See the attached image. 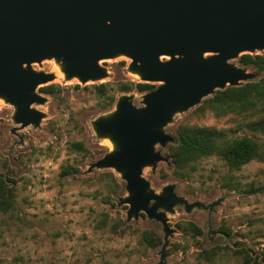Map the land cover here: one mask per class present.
Listing matches in <instances>:
<instances>
[{
	"label": "rangeland",
	"instance_id": "374dc122",
	"mask_svg": "<svg viewBox=\"0 0 264 264\" xmlns=\"http://www.w3.org/2000/svg\"><path fill=\"white\" fill-rule=\"evenodd\" d=\"M255 53L264 54V50ZM130 62L124 55L103 59L100 63L108 76L86 83L67 79L55 59L33 63L35 70L55 75L37 88L45 98L44 103L32 105L44 113L38 126L21 127L14 120L15 106L0 97V175L7 181V196L14 204L10 210L0 211V264H241L232 248L245 244L251 252L264 250V161L253 160L231 169L219 157H201L189 177L182 178L168 154L182 125L226 129L224 137L252 136L263 144L264 151V132L237 129L240 116L218 117L210 111L199 114L196 109L202 100L176 112L165 127L175 140L156 146L167 161L143 169L151 188L161 193L166 185L174 184L176 193L189 202L219 203L191 211L177 204L173 212L166 211L173 233L163 260L162 223L144 212L128 220L129 205L120 204V199L129 195L121 174L113 168L89 170L93 162L114 149L109 137L98 136L94 121L111 113L122 94L133 95L134 105L141 107L143 94L149 92L108 91L116 98L111 105L98 94L96 86L101 83L141 81L129 70ZM232 62L254 72L253 80L264 75L239 58ZM52 83L60 85V94L42 91ZM153 84L156 89L160 83ZM65 166L74 167V173L63 175ZM185 221L201 227L197 239L180 227ZM145 235L160 237L161 243L152 246ZM219 246L227 251L211 259L203 256L204 250Z\"/></svg>",
	"mask_w": 264,
	"mask_h": 264
},
{
	"label": "water",
	"instance_id": "95a60500",
	"mask_svg": "<svg viewBox=\"0 0 264 264\" xmlns=\"http://www.w3.org/2000/svg\"><path fill=\"white\" fill-rule=\"evenodd\" d=\"M263 50L264 0H0V97L15 106L21 127L38 126L44 117L32 107L45 102L37 88L55 78L32 67L44 59L60 62L67 79L86 83L108 76L101 60L124 55L141 82L160 83L143 94V106L124 93L111 113L94 121L114 149L89 170L121 174L129 195L120 204L129 205L128 220L144 212L162 223V260L173 233L166 211L177 204L187 211L212 208L219 201L189 202L174 184L157 193L143 169L167 161L156 146L175 140L165 127L176 112L217 89L253 80L254 72L232 60Z\"/></svg>",
	"mask_w": 264,
	"mask_h": 264
},
{
	"label": "trees",
	"instance_id": "16d2710c",
	"mask_svg": "<svg viewBox=\"0 0 264 264\" xmlns=\"http://www.w3.org/2000/svg\"><path fill=\"white\" fill-rule=\"evenodd\" d=\"M244 65L254 68L257 73L264 74V54L244 53L239 57ZM155 84L149 82L124 81L116 84L101 83L97 92L106 100V105L115 102L114 93L108 91L128 92L134 89L139 92L155 89ZM42 91L53 95L61 92L59 84L52 83L41 88ZM197 113L204 114L207 111L213 112L216 116L227 115L240 116L237 129L252 132H264V75L257 80H250L242 85L228 86L223 90H217L211 97L203 99L196 109ZM226 129H219L215 126L204 125H182L177 131L176 144L168 148V154L176 168V173L182 177H189L193 170L194 162L201 157L216 156L225 161L231 169H239L244 164L253 160L264 161L263 144L252 136L224 137ZM75 168L65 166L63 175H72ZM7 181L0 175V211L10 210L14 204L7 196ZM180 227L190 233L195 239L202 234V229L193 221L179 223ZM228 231L225 234L228 235ZM146 241L152 246L161 243L160 237L145 235ZM227 249L221 246L211 250H204L203 256L211 259L218 253H224ZM232 255L241 260V264H264V250L251 252L245 244L232 248Z\"/></svg>",
	"mask_w": 264,
	"mask_h": 264
}]
</instances>
